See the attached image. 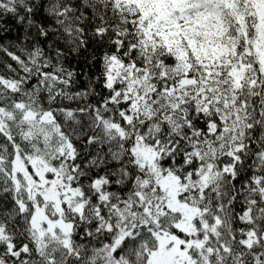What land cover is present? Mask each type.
<instances>
[{"label": "snow or ice", "instance_id": "snow-or-ice-1", "mask_svg": "<svg viewBox=\"0 0 264 264\" xmlns=\"http://www.w3.org/2000/svg\"><path fill=\"white\" fill-rule=\"evenodd\" d=\"M0 264H264V0H0Z\"/></svg>", "mask_w": 264, "mask_h": 264}, {"label": "trees", "instance_id": "trees-1", "mask_svg": "<svg viewBox=\"0 0 264 264\" xmlns=\"http://www.w3.org/2000/svg\"><path fill=\"white\" fill-rule=\"evenodd\" d=\"M4 23L7 26V31H0V38L4 44L15 42L18 36L21 37V40L23 39V29L13 19L5 18Z\"/></svg>", "mask_w": 264, "mask_h": 264}]
</instances>
